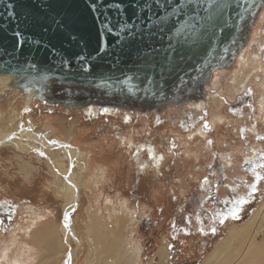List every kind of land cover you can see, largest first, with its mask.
I'll return each mask as SVG.
<instances>
[{"label":"rangeland","instance_id":"374dc122","mask_svg":"<svg viewBox=\"0 0 264 264\" xmlns=\"http://www.w3.org/2000/svg\"><path fill=\"white\" fill-rule=\"evenodd\" d=\"M262 37L264 7L240 53L243 57L214 74L202 108L191 103L162 111L73 107L28 100L8 88L0 91L1 137L11 128L0 139V254L15 256L30 245L27 264H150L167 245L164 264H202L229 235L230 225L243 224L264 200V120L256 106L264 87V57L243 79L245 85L234 87L243 78L241 70L254 67L245 61L260 50ZM244 95L252 104L240 110L237 102L245 103ZM216 96L225 116L223 124L217 122L220 126L212 122ZM25 127L43 140L66 139L88 157L78 153L72 163L65 152L70 147L52 149L48 142L19 135ZM26 161L32 165L24 169ZM51 164L62 175L75 169L74 208L66 207L55 187ZM125 207L131 211L128 224L109 227ZM238 209V218L223 216ZM93 213L104 224L95 241L123 229L124 249L116 258L92 240ZM148 217L151 225L141 222ZM66 221L72 225L70 235L63 230ZM43 223L58 225L61 252L55 256L52 243L32 237ZM212 227L216 234H209ZM257 242L264 240L257 236ZM73 251L76 255L69 259ZM255 264H264V254Z\"/></svg>","mask_w":264,"mask_h":264},{"label":"water","instance_id":"95a60500","mask_svg":"<svg viewBox=\"0 0 264 264\" xmlns=\"http://www.w3.org/2000/svg\"><path fill=\"white\" fill-rule=\"evenodd\" d=\"M263 7L264 0H0V77L45 104L162 111L207 98L215 71L234 63ZM184 21L194 28L176 35Z\"/></svg>","mask_w":264,"mask_h":264},{"label":"bare ground","instance_id":"6f19581e","mask_svg":"<svg viewBox=\"0 0 264 264\" xmlns=\"http://www.w3.org/2000/svg\"><path fill=\"white\" fill-rule=\"evenodd\" d=\"M261 46L264 47V37H262ZM262 47L260 48L258 52H255L254 54H252L250 58L247 61H245V63H249V62L252 63L254 67L250 69L241 70L243 73V78L240 80L234 81V87L236 90L242 87L243 84L245 85L243 79L250 74V71H252V69H254L255 66L256 68H259V65L261 64V59H263L264 57L261 52ZM240 53H239L240 57H243L244 52L242 55ZM217 71L218 70H216L215 73ZM7 81H8L7 78L0 77V91H5V92L7 91L6 90L7 88H5ZM12 91L15 93L17 92V94L19 93L20 95H22L17 90H8V92H12ZM260 94L262 96L258 97V102H259L258 111H259V115L261 119L264 120V87H263V92ZM22 96L27 97L28 100H34L31 96H27V95H22ZM213 99H214L213 104L217 108V111L214 112L213 114L212 122L214 121L215 122L214 124L216 125L218 123L223 124L222 122L224 120L223 121L221 120L225 119V116L221 112V108L223 104V102H221L222 99L220 98V96L213 97ZM188 103H191V105L194 106L195 109L198 108V106H201L202 108L203 104H205V99H201L199 101H194V102H188ZM188 103H186V106L188 105ZM217 126H220V125L218 124ZM8 129H11V128H8ZM8 129H6V131L2 134L3 135L2 137L0 135V139L4 140L6 137H8ZM26 130L27 129H23L22 131H26ZM22 131L20 132L21 134L19 133V135H22L25 137H31V139L35 142L39 140L45 143L48 142V145L52 146V149L57 148L60 150L61 148H63L64 145L67 147H70V148L65 149V152L67 153L68 156H70L72 163L75 157L78 155V153H80V155L85 158L88 157V153L86 150H81L80 148L78 149L76 147L71 146L70 144L65 142V141H68L66 139L65 141H63L62 139H54L51 141L49 138L43 140L41 139V138H44L43 135H41L42 137H40V135L38 136L36 132L35 131L33 132L31 129L27 130L31 132V136H29L30 133L29 135H25ZM199 131H202V129L201 130L199 129ZM30 165L32 164L28 161H26L25 164L23 163L24 169L30 168L31 167ZM50 167H51V171L55 178L54 180L55 187H57L60 196L61 197L63 196L65 198L66 207L67 208L73 207L74 206V201H73L74 191L75 190L78 191V189L76 188L77 179H76L75 169H73V167H70L68 169V176H67L66 172L64 175H62L59 169L55 168L54 165L51 164ZM125 210H126L125 213L116 212V216H114V218L111 220L108 226L114 227L116 224H119L122 228L123 226H126L131 217V211L127 209L126 207H125ZM91 218L92 219H91L90 230L92 231V240L94 241L96 247L100 249L102 248L103 252L106 249L108 254L110 253L112 254L113 257L111 258H116L118 255H121V247H122V251L124 249V247L122 246V242L124 240V237L122 236L123 229L117 228L116 230H113V235L111 237H109L108 235L106 236L103 235L102 237L103 241H99V240L95 241V239H97L98 237L100 238V236L103 234L104 224H103L102 218L99 217L97 213H93ZM67 220L70 221V219L68 218ZM57 226L56 224H53V223L48 224V226L47 225L44 226V223H43L42 227L35 229V231L32 233V237L36 241H39L40 243L50 242L53 244V253H52L54 254L53 256L61 252L59 244L57 243L58 237L60 236V235L58 236ZM71 229H72L71 223L66 221L64 223L63 230L65 232L67 231L70 235L72 234ZM230 229L231 230H230L229 235L226 238H224L223 241L221 240L218 243V245L215 246V248L211 251V253L202 262V264H255V261H257L260 257H262V255L264 254V242L258 243L257 236H261L262 239L264 240V200L259 204L256 211L250 216V218H248L243 224L241 225L231 224ZM29 243H31V240H29ZM166 246L167 245H162L160 247V249L154 255V258L150 261V264H164V261L167 258ZM26 248L28 251L19 250V252L15 253L16 254L15 256H12L9 252L8 254H4V255L0 254V264H9V263L10 264H13V263L27 264V260L25 259V253L28 254V259H29V255L31 254L32 250H31L30 245H27ZM232 250L234 251L235 255L231 253ZM7 255H8V258H6ZM69 255H70L69 259H71L72 256L74 257L76 255V252L73 251Z\"/></svg>","mask_w":264,"mask_h":264},{"label":"flooded vegetation","instance_id":"af4514ba","mask_svg":"<svg viewBox=\"0 0 264 264\" xmlns=\"http://www.w3.org/2000/svg\"><path fill=\"white\" fill-rule=\"evenodd\" d=\"M264 49V48H263ZM263 49H262V52L264 53V51H263ZM244 96H246V95H244ZM244 100L246 101L245 103H240V102H237V104L239 105V108H240V110H243V109H247L248 107L250 108V106H251V104H252V100L251 99H249V98H247V96L246 97H244ZM256 106H258V104L256 103ZM26 128V127H25ZM27 130H30V128H26ZM239 211L237 212L236 211V213L237 214H241V211H242V209L240 210V209H238ZM228 212V211H227ZM223 216H226L225 218H229V217H231L232 215L230 214V213H226V215H223ZM149 218V217H148ZM142 223H144V224H146V225H151L152 224V219H148L147 221H141ZM149 222H151V223H149ZM214 230V231H213ZM209 234H216L217 232H216V228H214V227H212V229L211 230H209ZM203 234V233H202ZM206 235H207V233H206ZM191 264H194V263H191Z\"/></svg>","mask_w":264,"mask_h":264},{"label":"snow or ice","instance_id":"6c2138e0","mask_svg":"<svg viewBox=\"0 0 264 264\" xmlns=\"http://www.w3.org/2000/svg\"><path fill=\"white\" fill-rule=\"evenodd\" d=\"M181 12H182V9H180V8H176V9L173 10V14H174V15H179V14H181ZM185 28L192 29V28H194V25H190L188 21H184V23L181 25V27H179V28L176 29V35H181V34H183L184 31H185ZM193 34H194V33H193ZM260 167H264V164L260 165ZM258 178H259V177H258ZM239 203H247V201H246V200H241V201H239ZM230 214H231L234 218H238L236 211H232ZM66 226H67V225H66ZM213 231H214V230H213Z\"/></svg>","mask_w":264,"mask_h":264}]
</instances>
